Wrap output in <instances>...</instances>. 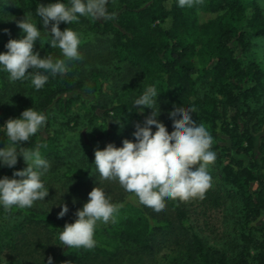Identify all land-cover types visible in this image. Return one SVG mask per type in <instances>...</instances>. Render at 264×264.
<instances>
[{
  "label": "trees",
  "instance_id": "obj_1",
  "mask_svg": "<svg viewBox=\"0 0 264 264\" xmlns=\"http://www.w3.org/2000/svg\"><path fill=\"white\" fill-rule=\"evenodd\" d=\"M53 2L0 0V51H6L9 39L19 38L16 21L30 15L42 30L33 50L62 58L58 48L44 44L45 29L35 14L38 3ZM106 7L113 19L80 17L70 25L60 23V30L69 27L79 33L80 59L69 62L65 74L50 75L42 89L35 90L30 80L10 82L8 74L0 72V125L30 107L46 114L45 127L22 147L39 144L50 164L48 172L61 171L58 198L70 211L58 218L37 207V201L31 208H0V259H5L0 264H47L49 257L53 264H120L127 258L155 261L165 249L174 254L171 264H264V69L248 57L264 38L259 0H202L197 7L183 10L174 0H108ZM105 67L116 72V84L123 83L121 93H103L99 77ZM149 85L160 93L156 122L168 135L172 111L195 110L193 121L203 123L213 138L210 150L216 159L210 166L218 177L202 199L167 200L160 214L136 203L118 181L107 182V187L99 184L102 177L92 162L97 146L76 157L60 150L52 135L54 125L77 126L82 118L95 141L104 140L101 150L107 143L121 147L124 138L134 142L133 135L114 130L126 119L133 132L136 122L143 125L152 110L139 113L131 105ZM75 105L83 115L77 112L68 119ZM4 142L7 137L0 133V147ZM25 167L18 156L14 168L0 167V176L12 178L13 171ZM95 186L104 188L111 202L120 205L115 221L97 224L93 249L62 246L58 229L74 222V213ZM198 207L205 212L231 211L224 241L211 244L201 235Z\"/></svg>",
  "mask_w": 264,
  "mask_h": 264
},
{
  "label": "clouds",
  "instance_id": "obj_2",
  "mask_svg": "<svg viewBox=\"0 0 264 264\" xmlns=\"http://www.w3.org/2000/svg\"><path fill=\"white\" fill-rule=\"evenodd\" d=\"M176 6L193 9L202 0H174ZM108 0H55L53 3L37 4L35 14L45 30L44 44L50 49L58 48L62 58L52 55L41 56L34 51V45L41 39V31L32 17L23 16L16 21L20 29L17 39H9L0 51V72H6L10 82L30 80L35 90L42 89L49 76L63 75L70 70L69 62L80 59L81 38L78 32L66 27L60 30L61 22L70 25L80 17L94 20H109L114 14L107 11ZM7 31V30H5ZM160 93L149 85L136 97L131 108L142 113L151 109L143 125L134 124V142L122 140V146L107 143L101 150L94 149L95 169L105 180L118 181L120 186L132 194L136 203L155 214L165 210L167 200L189 201L203 198L211 187L212 177L208 171L216 156L211 151L213 138L203 123L192 119L195 110H174L169 116L172 133L156 122L160 115L156 99ZM47 116L30 107L23 110L17 118L7 119L0 125V133L7 137V143L0 147V167L14 168L18 156L26 167L13 171L12 178L0 176V208L11 210L31 208L36 201H45L49 187L42 177L50 169L49 162L43 158L40 145L22 147L46 125ZM155 130L153 134L152 130ZM80 132V131H79ZM79 134V133H78ZM62 201V200H61ZM57 213L62 218L68 207L62 202ZM120 205L113 204L102 187L95 186L88 193V199L74 213L75 220L65 223L58 229L62 246L68 248L93 249L96 246L95 230L98 223L115 221ZM47 264H53L51 257Z\"/></svg>",
  "mask_w": 264,
  "mask_h": 264
},
{
  "label": "rangeland",
  "instance_id": "obj_3",
  "mask_svg": "<svg viewBox=\"0 0 264 264\" xmlns=\"http://www.w3.org/2000/svg\"><path fill=\"white\" fill-rule=\"evenodd\" d=\"M259 4L262 6L264 11V0H259ZM89 40L91 39H85L84 41ZM248 57L260 63L262 65V68L264 69V38L256 42V49L250 54H248ZM115 74L116 72L112 67H105L103 72L101 73L99 78L102 83V89L104 94L110 95L112 93L114 94L116 91L119 93L123 91V83L116 84L115 79L113 78ZM143 86V84H140L139 87L143 88ZM135 98L136 96L133 99ZM77 112L80 114V116L83 115V111L75 105L73 108L70 109V111H68L67 118L69 119V116H72L74 113ZM57 119L59 120V122H62L63 118L61 115H59ZM79 121L80 124L77 126L73 125V123L71 122L68 127H57L56 125H54L52 128V135L57 139V146L59 147V149L65 150V152L71 151V155H76V157L85 153L91 146H97L99 148L102 147L104 144V140L95 141V137L92 135L90 131L91 129L86 127V122L84 123V119L79 118ZM114 131H116V133L118 132L120 135L130 137L133 133L132 123L128 119H126L125 125L116 127ZM208 171L212 177L211 182H218V177H215L211 166H209ZM60 172L46 173V175L44 176V180L46 187H49L48 196L45 197V201H37V203L35 204L37 207L47 209L56 215L60 211V207L55 204L61 202V199L58 198V194L60 193L62 187L59 175ZM110 181L111 180H105L102 178L99 180V184L102 186H106L107 182ZM115 183L116 182H113L114 185ZM68 206L69 205H67V207ZM195 212L197 221L200 224L199 229L201 230L200 233L202 236H204L211 244H214L221 240H225L226 234L228 233V229H230L231 227V211H228V213H226L223 212L221 209L218 211L213 210L212 212H205V209H203L202 207H198L196 208ZM68 213H70V211H68ZM43 256L44 254L42 255V257ZM173 258L174 254H172L171 251L165 249L159 253L155 261L141 260L139 262H134L132 261V259L127 258L120 264H171V260ZM41 259L42 258H39L37 261L40 262ZM4 260V258L0 259V262H4Z\"/></svg>",
  "mask_w": 264,
  "mask_h": 264
}]
</instances>
